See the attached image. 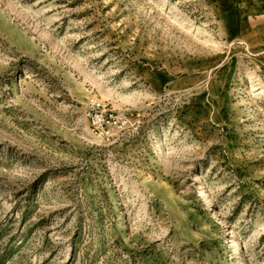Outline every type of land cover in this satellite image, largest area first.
Returning <instances> with one entry per match:
<instances>
[{
  "label": "rangeland",
  "instance_id": "rangeland-1",
  "mask_svg": "<svg viewBox=\"0 0 264 264\" xmlns=\"http://www.w3.org/2000/svg\"><path fill=\"white\" fill-rule=\"evenodd\" d=\"M0 264H264V0H0Z\"/></svg>",
  "mask_w": 264,
  "mask_h": 264
},
{
  "label": "built area",
  "instance_id": "built-area-1",
  "mask_svg": "<svg viewBox=\"0 0 264 264\" xmlns=\"http://www.w3.org/2000/svg\"><path fill=\"white\" fill-rule=\"evenodd\" d=\"M128 120V112H115L102 101L96 100L90 105L89 121L94 132L102 138H113L116 131L124 127Z\"/></svg>",
  "mask_w": 264,
  "mask_h": 264
}]
</instances>
